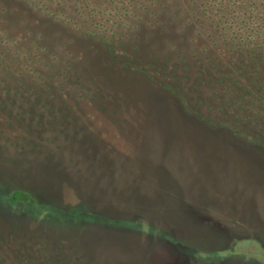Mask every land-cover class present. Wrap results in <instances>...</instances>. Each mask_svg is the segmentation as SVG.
Masks as SVG:
<instances>
[{
    "label": "rangeland",
    "instance_id": "rangeland-1",
    "mask_svg": "<svg viewBox=\"0 0 264 264\" xmlns=\"http://www.w3.org/2000/svg\"><path fill=\"white\" fill-rule=\"evenodd\" d=\"M133 2L0 0V264H264L263 79Z\"/></svg>",
    "mask_w": 264,
    "mask_h": 264
},
{
    "label": "trees",
    "instance_id": "trees-1",
    "mask_svg": "<svg viewBox=\"0 0 264 264\" xmlns=\"http://www.w3.org/2000/svg\"><path fill=\"white\" fill-rule=\"evenodd\" d=\"M122 1L124 2V0ZM134 1L142 3L139 11L136 12L144 13L138 19V28L149 23L147 27H150L151 30L155 28L158 31L170 32L172 24H174L173 28L179 31L178 36L187 34L188 27L181 22L178 11L172 9L165 0ZM151 2L154 5L150 4ZM188 2L189 12L194 15L192 17L194 21H201V23L204 21L207 26L212 25V28H218L219 39L210 34L209 36L205 34V37H211V43L218 47L221 46L220 49L223 53L219 61L221 65L217 59L208 58L210 61L207 62L200 76L206 74L207 79H263L260 86H257V81L251 86L257 92L254 101L263 102L264 0H188ZM160 12L168 19L166 22L172 23H170L171 25L158 20ZM150 15H152L151 18ZM202 29H205L204 26ZM87 36L89 37L90 33ZM234 53L237 56H233ZM194 55L197 60L204 59L201 53ZM225 63L228 64L227 67H225ZM230 70L233 72L230 73Z\"/></svg>",
    "mask_w": 264,
    "mask_h": 264
},
{
    "label": "flooded vegetation",
    "instance_id": "flooded-vegetation-1",
    "mask_svg": "<svg viewBox=\"0 0 264 264\" xmlns=\"http://www.w3.org/2000/svg\"><path fill=\"white\" fill-rule=\"evenodd\" d=\"M33 4V3H32ZM36 3H35V1H34V5H35ZM168 4V3H167ZM170 5V7L172 8V9H174L175 7L172 5V4H169ZM176 9V8H175ZM174 9V10H175ZM179 11H180V15H184V16H188L189 15V6H188V4L187 3H185V9L184 10H181V9H179ZM179 13V12H178ZM182 13V14H181ZM159 15H162V13L160 12L159 13ZM194 16V15H193ZM181 18V17H180ZM210 26V28H212V25H209ZM208 28V27H207ZM213 29V32H206V35L207 36H209V34L210 35H212L214 38H216V39H219V34H218V32H217V29L218 28H212ZM208 38H210L211 39V37H208ZM212 40V39H211ZM185 45L187 46V48H189L188 47V45H189V42L188 41H186V43H185ZM221 47V46H220ZM189 49H188V54H189ZM180 56H183L182 54H180ZM190 56V55H189ZM184 58V57H183ZM192 58H193V56H192ZM193 59H195V58H193ZM197 59V58H196ZM196 62H197V60H196ZM187 64V63H186ZM200 67H202V66H200ZM203 70H204V68H203ZM202 70V71H203ZM201 71V72H202ZM185 75H183V77H184ZM205 77H206V74L204 75ZM189 77V76H188ZM196 78V76L194 77V79ZM201 78H203V77H201V76H199V79H201ZM189 79H190V77H189ZM12 199L15 201V202H21V201H23V202H25L27 199L29 200V199H31L32 201H36L35 199H33V197H31V195H30V193L29 192H25V191H23V190H18V191H16L14 194H13V197H12ZM89 200V199H88ZM230 211H233V210H230ZM19 237H21L20 235H18ZM30 237V236H29ZM185 252V251H184ZM82 255H79V257H81ZM29 264H33V261L30 259V261H29Z\"/></svg>",
    "mask_w": 264,
    "mask_h": 264
}]
</instances>
